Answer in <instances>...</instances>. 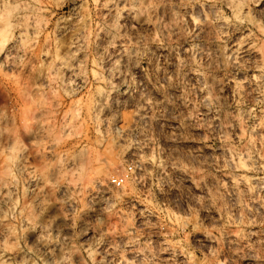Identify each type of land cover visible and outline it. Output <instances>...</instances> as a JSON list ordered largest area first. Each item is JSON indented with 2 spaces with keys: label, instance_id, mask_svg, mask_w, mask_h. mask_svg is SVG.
<instances>
[{
  "label": "rangeland",
  "instance_id": "1",
  "mask_svg": "<svg viewBox=\"0 0 264 264\" xmlns=\"http://www.w3.org/2000/svg\"><path fill=\"white\" fill-rule=\"evenodd\" d=\"M120 2L0 0V264H264V0Z\"/></svg>",
  "mask_w": 264,
  "mask_h": 264
},
{
  "label": "bare ground",
  "instance_id": "2",
  "mask_svg": "<svg viewBox=\"0 0 264 264\" xmlns=\"http://www.w3.org/2000/svg\"><path fill=\"white\" fill-rule=\"evenodd\" d=\"M119 2H120V0H119ZM121 3V2H120ZM119 3V4H120ZM34 9H35V11H38V15H40V12H42V11H44V9H45V7L44 6H42V5H39V6H37L36 8L34 7ZM33 10V9H32ZM34 15H36L37 16V13L36 14H34ZM23 17V16H22ZM34 17L35 16H33V18L32 19H34ZM37 17H39V16H37ZM36 18V17H35ZM191 20L192 21H194V17H191ZM15 21H17V18H16V20ZM20 21V20H19ZM18 22V21H17ZM32 22H33V20H32ZM65 22H67V21H65L64 20V22H60L61 24H58V26H57V29H63L64 28V26H65ZM36 23V22H35ZM34 23V24H35ZM22 24V23H21ZM28 24V23H27ZM18 25V24H17ZM24 25V24H23ZM35 25H37V24H35ZM67 25V24H66ZM19 26H21V25H19ZM27 26V25H26ZM29 26V25H28ZM32 26V25H31ZM31 26L29 27V29L31 28ZM66 27V26H65ZM23 28V27H22ZM35 27H32V29L33 30H35L34 29ZM26 29V28H25ZM27 30V29H26ZM22 33V32H21ZM11 35V34H10ZM9 35V36H10ZM113 36V35H112ZM20 37V36H19ZM8 38H10V37H7V39ZM14 38V37H13ZM103 38H105L106 40H108V42L111 40V36H109L108 34H104L103 35ZM7 39H3V43H2V47H5V48H8L9 46H12V44H11V42H13V41H15V40H12L11 42H10V40H9V44L7 43L8 41H7ZM21 39V38H20ZM104 39V40H105ZM248 39V38H247ZM105 40V41H106ZM249 42L248 43H250V40H248ZM17 42V41H16ZM15 42V43H16ZM14 43V44H15ZM247 43V44H248ZM11 44V45H10ZM14 44H13V46H14ZM250 44H252V43H250ZM250 44L248 45L249 47H250ZM9 45V46H8ZM17 45V44H16ZM8 46V47H7ZM12 46V47H13ZM1 47V48H2ZM247 47V46H246ZM9 48H11V47H9ZM26 49V48H25ZM238 49H241V47H238L237 48V50ZM28 50V49H27ZM28 53V52H27ZM262 56H264V52H263V54H262ZM93 63H94V66H98V63L96 62V61H93ZM100 65V64H99ZM77 66V65H76ZM69 67H71V66H69ZM73 67V66H72ZM71 67V68H72ZM100 67V66H99ZM73 68H75V67H73ZM65 69H67V68H65ZM68 70H70V69H68ZM94 70V69H93ZM74 69H73V73H74ZM95 73V71H93V74ZM97 73H95L94 75L95 76H97L96 75ZM98 77V76H97ZM101 78V77H100ZM99 78V79H100ZM102 79V78H101ZM256 81V80H255ZM234 83V82H233ZM234 85H235V87H236V85H238L236 82L234 83ZM233 85V86H234ZM232 86V87H233ZM239 87V86H238ZM237 87V88H238ZM100 107V106H99ZM75 116V115H74ZM22 119V118H21ZM3 131V130H2ZM7 133V132H6ZM9 133V132H8ZM7 133V134H8ZM13 133V134H12ZM10 135L8 134V136L7 137H9V136H12L11 138H7L6 140H5V137H3L2 139L3 140H5V143L3 144L2 143V140H1V142L0 143H2L3 145H1L0 144V201H2V202H7L8 201V203H9V201H11L12 199H11V195L14 193V192H16L17 191V189H18V183H19V179H20V177H21V175H23V177H25V179H26V181L29 183V184H31L32 186H34L35 187V189L33 188V187H31L30 188V190H29V194L32 196L31 198H33L35 195H37V194H39V193H41V192H39V189L41 188V189H44V191H43V193H45V192H47V193H51L52 191H53V189H55L53 186V188L51 187V185H53V184H51V182H49V180H47L46 179V176L47 175H45L44 174V172L41 170L40 171V169H39V171H38V174H37V169H36V166H35V168H33L32 167V169H30L29 170V166L31 165V166H33L32 165V163L30 162V160L28 159V157L27 156H24L23 155V153L22 152H20L17 148H15L16 147V143H18L17 141V139H19V138H16V135H14V132H12ZM2 134V133H1ZM5 134V133H4ZM3 134V135H4ZM15 134H18V132L17 133H15ZM6 135V134H5ZM18 136H20V133H19V135ZM15 149H17V150H15ZM16 151V152H18L19 151V153H21V154H17V153H15L16 155H14L13 153V151ZM49 152H50V150H49ZM235 156V155H234ZM234 156H232L231 154L229 155V158L227 159V161L228 162H230V163H234V164H237V163H240V161H239V159L237 160V158L236 157H234ZM246 156H247V158H248V163L246 164V165H253V164H255L257 161H255V159H253L252 158V156L250 155V154H246ZM34 164V163H33ZM35 165V164H34ZM43 168V167H42ZM34 169H36V172L34 171ZM45 170V169H44ZM42 172V173H41ZM26 174V176H24ZM97 176L98 177H100V178H96V180L98 179V181H102L101 180V176H100V174L98 173L97 174ZM241 180H244V181H246L247 179L245 178V177H242L241 178ZM27 183V184H28ZM49 184H51V185H49ZM101 184H103V182H101ZM100 184V185H101ZM35 185H37L38 187L40 186V188H37ZM61 185V184H60ZM58 186L57 187V191L58 190H60V188H62L61 186ZM29 188V187H28ZM67 188V187H66ZM63 190V188L60 190V191H62ZM55 191V190H54ZM100 191L103 193V194H107L108 195V193H110L109 192V189L106 187V186H102L101 188H100ZM42 193V194H43ZM14 195V194H13ZM13 197V196H12ZM34 199H36L35 197H34ZM32 201V200H31ZM33 202H34V200H33ZM32 202V203H33ZM11 203V202H10ZM4 231H6V232H10V228L9 227H6V230L4 229ZM6 234V233H5ZM4 236V235H3ZM45 244V243H44Z\"/></svg>",
  "mask_w": 264,
  "mask_h": 264
}]
</instances>
